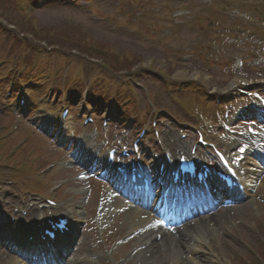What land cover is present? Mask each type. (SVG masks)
Returning a JSON list of instances; mask_svg holds the SVG:
<instances>
[{
	"label": "rangeland",
	"instance_id": "rangeland-1",
	"mask_svg": "<svg viewBox=\"0 0 264 264\" xmlns=\"http://www.w3.org/2000/svg\"><path fill=\"white\" fill-rule=\"evenodd\" d=\"M31 1L34 2L31 3ZM79 1V5H76V3H66L65 0H0V28L5 26L10 30L12 29L13 32L26 35L28 47L31 49V51L29 50L28 52L29 59H31L30 54L33 55L32 44H36L35 41L39 43L38 46L48 45L46 42L39 41L40 36L47 39L49 38L50 43H60L64 49L74 53L73 55H70L68 59L60 57L65 61V71L70 68L71 70L68 69V71L70 72V75L73 74V76L78 75L79 71L80 74L83 75L85 82L92 80V75L97 70L96 65L93 63L94 61H99L98 58L101 57V54L95 56L93 55L94 59L91 60L93 62L90 61L86 62L84 65H78V62L74 60L76 57H82L80 49H90L95 45L99 47L102 46L103 48L108 47L113 49V57L117 56L120 58L122 64L130 63L128 65L130 68L123 67L122 69H119L121 71H118V75L123 76L122 74H125L127 69L133 72L138 68H144L148 73V76L140 81L148 86L151 89L149 90L150 93L153 94L165 93L166 85H162V83L166 78L165 76L161 75V73H159L162 71L166 73L167 77L171 80L178 82L184 81L190 84L197 82L203 88L208 89L209 94L224 93V91L229 89L230 84L235 80H238L237 82L242 83H256L259 81V78H261L262 74H264V70L262 69L254 70L248 67L238 69L235 66L233 59L239 49L235 48L234 46H231V48L227 47L226 50L221 49L214 52L213 57H208L205 54L202 56L200 53H197L193 56H184V46L190 45L192 40L195 41L197 37H200L199 34L205 32L207 21L215 19V17H209L211 14L214 15V12H219L224 2L230 4L232 8H237L242 5L240 4L242 1L220 0L216 7L209 5L198 6L196 17L191 19V21L184 27H177L176 32L168 36L169 39L166 46L157 47L154 46L155 43L153 45L147 42L145 23L147 25L149 23L152 24L155 31L157 32L158 26L168 25L164 22L166 13L157 10L154 12L152 10H147V13L142 18H135L133 15L134 13L137 16L141 15L138 12V8L135 7L136 4L139 6H147V4L159 5L162 3L161 1L165 0H128L124 7H122V5L127 0H120V2L119 0H97L91 6H85L81 3V0ZM25 4L33 5L34 9L29 11L27 7L25 10ZM188 4L189 2L186 5ZM214 22L220 23L218 19H216ZM14 24L19 26L15 27ZM133 28H135L137 31L134 32ZM32 29L40 36L37 35L36 37L35 35H31ZM160 35H162V32ZM2 39L3 40L0 41V53L3 56L9 51L10 38L4 35L2 36ZM251 46L253 45H245L244 51H246ZM107 56L108 58L111 57V55ZM127 57L133 58L130 60ZM10 59L13 61L14 56L12 55ZM11 61L10 64L6 65L7 68L12 66ZM106 62L108 63V59ZM231 63H233L234 68L232 67ZM110 65H113L112 60ZM64 68L65 67L62 66V69ZM71 72L73 73L71 74ZM69 82L70 81H68V79L61 77L60 79H56L54 84L57 85V88L59 87V89L63 90L65 85ZM0 87L6 88V81L2 82ZM204 92L205 90L201 91L200 93L198 92V94ZM139 94L144 96V91H140ZM183 97L187 101L193 102H200L203 99L201 96H196L195 93H192L191 91H187L186 95L183 94ZM142 99L144 102L142 110L135 109L133 107L130 108L132 111L131 113L134 114V116L136 115L135 117H137V121L142 119V114L148 109V104L145 102L143 97ZM164 100L167 101V97L164 96ZM79 104L78 107L80 109L81 105ZM78 107L75 110L76 114L81 111V109L79 110ZM175 107L177 110H183L178 104H175ZM201 108H203V106H201ZM42 109L43 110L38 112L40 117L46 114L43 113V111L48 108L43 107ZM122 117L124 119V116ZM5 118V115L0 112V124L2 123V120H6ZM74 123L81 126L82 121L75 120ZM165 124L166 122L163 123V125ZM36 142L33 143L31 147L38 145ZM24 147L25 146H22L14 153V156L18 154L16 156L18 160H15V165L19 166L20 169L18 170H30L32 172L31 175H33L35 171L32 169H35L36 164L38 163L36 161L37 155L30 154L26 149L19 153V151ZM45 153L46 155L53 153L57 157L62 156L60 150L55 148V145L51 147V151L48 147ZM42 158L43 155L40 153L38 161H40ZM0 170H8V168L4 166L0 167ZM68 176L69 174L62 177L69 178ZM43 181L44 179L38 178L29 181L31 184L36 185L34 186V192L45 194V189L40 188V184H42L40 182ZM59 181V178L50 179L51 185L49 188ZM3 186H7V184H5V182L0 183V194L2 199L6 201L5 203L7 204H10L12 201H14V199L16 202H20L25 196V194L20 193L22 190L17 184H14L12 187ZM79 187H81V183L69 184L68 187L63 188L60 191L62 196L65 195V202L68 207L76 206V201H84V210L87 213V217L89 218V224L87 229H85L82 250L84 253L81 254V256L84 257V254L89 252V250L91 251V255H95L97 253L92 243L98 239L96 237V224L93 223L92 218L94 214V198L85 200V197L82 195L77 200H75L74 198H68L69 196L66 194L69 188L70 190L73 188L77 189L76 193L81 192L82 188ZM3 188H8V193L3 192ZM259 189L261 193L259 194L260 196H258L259 199H257L255 196V199L253 200L254 202L250 200L241 206L223 211L217 216L220 219H217L218 221L215 220L214 223H216L217 227L222 228L223 231H225L226 237H220L221 235L219 230L215 231L214 229L213 233L210 231L207 232L211 236L209 238L211 246L218 248L220 244L223 248L222 251L220 249H216V252L219 254L216 257V255L213 256L211 252L208 251L210 247L206 246V248H204L206 251H203L204 254L201 253L200 257L202 260L207 258L204 260L207 261V264H242L244 260H241L240 258H257V256H255V254H257L256 252H261L264 250V241L260 244V235L255 236L253 234L245 233L249 232V229L245 228V226L247 227L248 225L249 227L254 226L256 232L264 236V200L261 199V197L264 196V186H260ZM15 193H18L16 198ZM90 214L92 216H90ZM119 216L120 215H117V217L113 218L116 223L112 228L110 227L111 229H108L110 240L117 236H121L128 230L126 227L127 223L122 219L121 216ZM77 217L79 220L81 219L78 215ZM80 223H83V220H81ZM211 223L213 224V222ZM200 225H202V223H198L193 228H196ZM241 238L243 241H241ZM134 243L135 241L124 244L119 250V257L123 258L125 264H152L147 263L145 259L138 261L136 259H127L125 257L127 253L132 250ZM249 244L251 245L250 247H248ZM9 254L10 253H8L4 248L0 249V264H10L11 261L9 257L11 256ZM97 255L100 257L99 254ZM163 257H166V251L164 253L161 250L158 252V259L161 261Z\"/></svg>",
	"mask_w": 264,
	"mask_h": 264
},
{
	"label": "bare ground",
	"instance_id": "bare-ground-1",
	"mask_svg": "<svg viewBox=\"0 0 264 264\" xmlns=\"http://www.w3.org/2000/svg\"><path fill=\"white\" fill-rule=\"evenodd\" d=\"M237 81L238 80L233 81L229 87L233 86ZM257 169L259 168L257 167ZM256 173L257 170H251L249 172L250 177L253 178ZM247 185L250 187L248 183ZM146 218V216H143L138 212L128 211L126 221L130 223V229L134 230V228L138 227V225L146 224ZM207 228L209 231L210 229L212 230L210 224L207 226ZM203 233L204 232L201 230L198 232L196 229H193L190 233L189 240L193 241V243H189L186 241V236L183 239L179 238V240L176 241L171 235H161L160 240L158 241L156 239H152V235H148L146 231L141 232V234H143L141 236H144V238L140 239L138 244L144 243L145 246L142 250L138 251V255L143 257L146 261H153V264H171L175 261L180 264H199L196 255H198L199 251L203 250V246L206 244L207 238ZM162 246H164L163 248L170 249L174 256L163 257V259L160 261L158 259V252L162 250ZM162 251L164 252V250ZM212 253L215 254V251H212ZM184 255H186V258H184ZM216 256H218V254ZM14 263L15 262H11V264Z\"/></svg>",
	"mask_w": 264,
	"mask_h": 264
},
{
	"label": "trees",
	"instance_id": "trees-1",
	"mask_svg": "<svg viewBox=\"0 0 264 264\" xmlns=\"http://www.w3.org/2000/svg\"><path fill=\"white\" fill-rule=\"evenodd\" d=\"M94 50H96V49H91V51H88V53H91V52L94 51ZM91 54H93V53H91Z\"/></svg>",
	"mask_w": 264,
	"mask_h": 264
},
{
	"label": "snow or ice",
	"instance_id": "snow-or-ice-1",
	"mask_svg": "<svg viewBox=\"0 0 264 264\" xmlns=\"http://www.w3.org/2000/svg\"><path fill=\"white\" fill-rule=\"evenodd\" d=\"M241 150H243V149H241Z\"/></svg>",
	"mask_w": 264,
	"mask_h": 264
}]
</instances>
